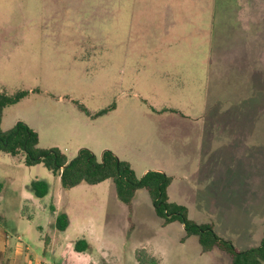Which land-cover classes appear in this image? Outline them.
<instances>
[{"label": "rangeland", "instance_id": "rangeland-1", "mask_svg": "<svg viewBox=\"0 0 264 264\" xmlns=\"http://www.w3.org/2000/svg\"><path fill=\"white\" fill-rule=\"evenodd\" d=\"M21 90L29 95L4 110L3 131L24 122L39 148L70 159L82 148L100 158L112 147L138 177L159 168L177 187L184 174L195 187L214 174L216 190L206 195L234 211L217 216L215 231L240 250L260 244L264 0H0V92ZM93 136L110 147L88 148ZM195 141L254 151L244 162L222 150L208 170L207 161L183 162V146ZM37 179L49 184L44 198L32 192ZM140 199L123 204L112 180L64 189L43 164L0 152V264H140L142 249L159 264H230L219 249L202 252L197 236L183 239L180 223L165 225ZM189 210L196 223L215 219ZM252 212L262 220L249 219ZM60 213L69 218L63 232ZM79 239L85 251L75 250Z\"/></svg>", "mask_w": 264, "mask_h": 264}, {"label": "trees", "instance_id": "trees-1", "mask_svg": "<svg viewBox=\"0 0 264 264\" xmlns=\"http://www.w3.org/2000/svg\"><path fill=\"white\" fill-rule=\"evenodd\" d=\"M28 95L29 91L26 90L17 91L13 95L0 92V152L13 157L23 155L24 164L29 167L43 164L54 176L60 178L64 189H71L82 183L97 185L106 180H112L118 199L129 207L138 191L146 190L156 214L163 223L165 225L175 222L182 224L185 231L183 239L197 236L202 252L209 253L219 249L229 256L230 264H264V236L257 247L240 250L231 241L221 238L212 224L194 222L190 219L185 206L170 200L168 188L172 183V177L166 173L150 170L138 177L127 161L121 160L110 150H105L98 158L91 150L82 148L76 157L69 159L57 148L41 149L38 147V134L24 122H18L11 129L3 131L1 122L4 110L19 103ZM114 107L113 104L93 117L103 116ZM80 108L85 111L84 107ZM31 189L36 198H44L49 193V184L45 180L37 179L31 183ZM68 226L67 214L60 213L56 221L57 229L63 232ZM88 246L86 240L79 239L75 244V250L85 251ZM137 254L140 264H159L155 256L149 255L143 249Z\"/></svg>", "mask_w": 264, "mask_h": 264}, {"label": "crops", "instance_id": "crops-1", "mask_svg": "<svg viewBox=\"0 0 264 264\" xmlns=\"http://www.w3.org/2000/svg\"><path fill=\"white\" fill-rule=\"evenodd\" d=\"M93 137H90L92 140H91V142H89L88 148H90V149L95 151L96 148H94V147H99L103 151V150L107 149V147H110V146H106L105 144H103V140L102 139H100L98 137H94V138ZM110 148L113 150V152L121 160L126 161L124 158H122V156L117 151H115L114 148H112V147H110ZM192 149L195 152H192L191 151ZM222 150L228 151L226 153L227 156H230V153H231V155H233V157L239 158V159L243 160L244 162H246V160L253 155L252 152L254 151V148L252 147L251 144H249V145H247V144L240 145V144H237V143H235V144L234 143H230V144H228V143H226V144L209 143V144H207V143H205L203 141H201V142L195 141L193 143H187V144H185L183 146V151L181 152V157L183 159V162L184 161H188V160H193V158H195L197 165H199V162L202 163L204 161H207L208 162L207 169L210 170V167H215V161H217L221 156H224V153L220 152ZM197 151H198V153H197ZM238 151H241V152H238ZM256 151H258V149H256ZM209 163H210V165H209ZM249 163L247 162V165ZM156 169L160 170L159 168H156ZM214 171H215V169H212V172H214ZM146 172H147V170H145L143 173L145 174ZM228 172L231 173V170H228ZM166 174L172 177V183H171V185L168 188V195H169L170 200L172 202H176V203H178L180 205H183L186 208L187 207H189V209H190V207L193 208L194 209L193 213H195L198 218H202V216H201L202 214H200V213H204L205 214L206 212H208L207 214H209V216H212V215L215 216V219L208 218V219H210L212 221L211 224L213 223L212 225L214 226L215 229H216V227H215L214 221L216 222L217 216L223 217L226 214L230 215V214H232L234 212L233 210H230V209L226 210V209L221 208V207H223L222 204L217 206L216 200L215 201L213 200L211 202L209 200L211 198H208V196L206 195L209 192V189H215L216 190V187L215 188L213 187L214 174H212L211 175L212 177L209 178V179L199 180V184H198L197 187H195L196 185H193L188 180L187 174H184L182 176L181 180L179 181L181 183V187H179V186L177 187L176 184H178L177 183L178 181H176L177 179L173 175H170L171 172L168 171V172H166ZM245 176L248 177V179H251L252 178V171L249 170L248 173ZM190 190H192V192H190ZM141 192L142 193H139V195H136L135 199H137V197H139V196L141 198L140 200L146 198V202L148 200V202L152 205L150 197H149L147 191L146 190H143V191L141 190ZM256 193H257L256 191H253V192H250V193L249 192L246 193V195L244 197L246 204L248 203L249 205H252V203L249 202V201L251 200V197H253V195H256ZM178 194H179V197H177ZM191 194H193L194 199H193V201L187 202L188 197L189 198L192 197ZM211 196H213V195H211ZM182 197H183L184 200H182ZM206 198H208V200H209L208 202L205 201ZM245 208H246V205H245ZM189 209H188V215H189L190 219L193 220L194 218H191L192 217V212ZM249 210L252 211L251 208ZM248 215H249V219H252L253 221L262 220L261 218H254V217H256V215H254L253 212L252 213H248ZM205 218H206V216H205ZM246 220H248V218H246ZM193 221H195V220H193ZM219 221H222V219H220ZM197 222H200V221H197ZM202 223H208V221L207 222H202ZM172 224H175V223H172ZM172 224H170V225H172ZM181 225L182 224H180V226ZM182 227L184 229L183 225H182ZM262 233L264 234V231ZM263 234H262V237H263ZM246 235H247V237L250 236V235H248V232L246 233ZM184 236H185V231H184V235L182 237L184 238ZM4 237H2V235H0V239L1 238L3 239ZM0 245H1V247H3L2 249H4L7 246L6 243L5 244H0ZM0 251H2V250H0Z\"/></svg>", "mask_w": 264, "mask_h": 264}]
</instances>
